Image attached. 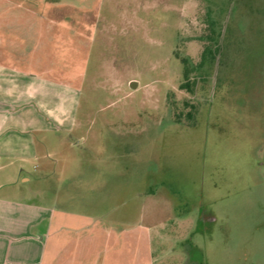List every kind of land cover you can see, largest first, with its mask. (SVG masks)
Listing matches in <instances>:
<instances>
[{"label":"rangeland","instance_id":"374dc122","mask_svg":"<svg viewBox=\"0 0 264 264\" xmlns=\"http://www.w3.org/2000/svg\"><path fill=\"white\" fill-rule=\"evenodd\" d=\"M0 19L51 97L75 92L23 198L107 222L120 264H264V0H0Z\"/></svg>","mask_w":264,"mask_h":264},{"label":"crops","instance_id":"0c3cea01","mask_svg":"<svg viewBox=\"0 0 264 264\" xmlns=\"http://www.w3.org/2000/svg\"><path fill=\"white\" fill-rule=\"evenodd\" d=\"M18 34L0 29V264H120L121 249L107 222L23 198L18 184L32 181L31 167L40 160L36 136L72 127L75 113L65 106H73L75 92L66 99L54 89L51 97L44 64L37 72L26 55L19 63L13 53L18 37L26 39L25 46L32 38L28 31ZM59 95L65 105L51 107ZM40 166L46 170L48 163Z\"/></svg>","mask_w":264,"mask_h":264},{"label":"trees","instance_id":"16d2710c","mask_svg":"<svg viewBox=\"0 0 264 264\" xmlns=\"http://www.w3.org/2000/svg\"><path fill=\"white\" fill-rule=\"evenodd\" d=\"M183 62L185 63L184 75H185L186 78H188V75H189V68H188V64H187L188 61H187V59L183 58ZM181 87L185 88V89H187L189 91H191V89H192L191 88V83H190L189 80H187L184 83H182Z\"/></svg>","mask_w":264,"mask_h":264}]
</instances>
